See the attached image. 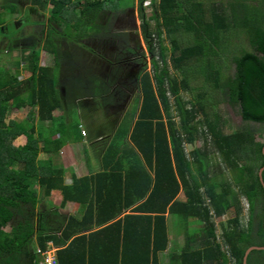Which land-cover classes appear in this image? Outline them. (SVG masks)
Segmentation results:
<instances>
[{"label":"trees","instance_id":"trees-1","mask_svg":"<svg viewBox=\"0 0 264 264\" xmlns=\"http://www.w3.org/2000/svg\"><path fill=\"white\" fill-rule=\"evenodd\" d=\"M0 1L11 14L20 12V0ZM121 1L34 3L44 10L51 4L50 21L60 28L75 22L73 27L84 31L88 24L96 35L111 30L110 15L121 10ZM143 1L142 32L153 57V72L140 77L139 111L129 115L115 142L110 143L103 159L106 170L75 180L72 185L65 184L64 170L55 165L52 156L40 159L38 155V151L48 150L56 134H60L56 140L59 146L72 139L75 130H79L76 137H82L78 125L66 127L62 123L52 133L44 126L46 122L57 126L60 120L65 121L54 112L70 99L60 91L66 87V80L55 76L57 69L40 64L37 46L44 41L43 31L23 40L6 38V47H0V59L4 52L26 54L24 67L30 74L21 81L19 69L11 75L5 65L0 66V264H38L37 249L46 251L49 243L61 248L57 251L60 264H107L111 258L120 264L121 253L126 260L142 258L148 263L153 259L157 264L159 254L170 242L167 214L177 217L186 232L194 223L200 226L199 231L188 235L186 249L178 259L181 264H242L249 248H264V188L259 178L264 167V0H160L152 6L154 29L146 20ZM31 9L23 13L30 12L31 16L35 11ZM23 19L22 24L29 16ZM104 19L106 23H102ZM5 23L0 13L2 37L9 32V27H1ZM51 28L45 40L52 39L57 45L53 54L61 70L62 60L70 52L68 45L84 39V35L72 36L64 30L54 36L52 30H57ZM164 33L170 40V59L177 74L168 66ZM246 44L248 49L243 48ZM228 50L234 65L232 75L220 61ZM199 78L201 85L194 87L193 79ZM195 90L198 93L191 100L183 99L184 92ZM108 91L99 86L95 93ZM221 102L237 110L246 124L243 128L225 131L227 122L216 111ZM25 107L32 109L28 124L1 119L9 111ZM37 118L41 123L35 126ZM48 129L50 134L46 135ZM22 135L26 144L16 146L15 140ZM201 140L202 148L186 152L187 145L195 146ZM120 147L131 149L130 169L125 175L121 172L123 162L117 159ZM215 166L219 172L211 174ZM54 190L62 195L61 208L76 202L81 215L67 216L54 204H41V199L50 201ZM181 193L184 199H179ZM242 200L248 206L246 227L241 224ZM132 206L131 214L115 221ZM230 211L235 217L218 236L215 220ZM106 224L115 232L102 233L117 237L116 247L101 245L100 232L83 234ZM131 234L135 242L132 247L137 248L133 255L126 243ZM121 236L125 237L123 245ZM126 260L122 264H130ZM171 261L174 263L175 258ZM246 264H264V251L250 253Z\"/></svg>","mask_w":264,"mask_h":264},{"label":"rangeland","instance_id":"rangeland-1","mask_svg":"<svg viewBox=\"0 0 264 264\" xmlns=\"http://www.w3.org/2000/svg\"><path fill=\"white\" fill-rule=\"evenodd\" d=\"M20 4V7H19V10L20 12H18L17 14H11V12H8L7 10H5L4 8L1 7V1H0V13L3 14V19L5 18V25L4 26H1L2 29L5 28L6 26L9 27V32L5 33V35L2 37L0 36V47H2L4 49V47H6L7 43H8V39L12 36H17L18 38H21L22 40L24 38H27L29 36H31L32 34H35V33H40L41 31H43V38H44V41L43 42H39L38 43V49H40V64L42 67H52L53 69H57L56 73H55V76H58L61 78L60 74V70H59V67H57L56 65V56L53 54V51L54 49L56 48L57 49V45L53 42V40H45L46 38V35H47V32L49 31V29H52L51 27L55 28L57 31L55 30H52L53 31V34H55L54 36H56V32H59V33H62L64 30L69 32L70 35L74 36V35H80L81 37H87V39L89 40V36L93 35L92 33V29H91V26H89L87 24V28L86 30L84 31H78L77 29H75L73 27V25H75V22H72L70 24H72V26H68V24H66V28L63 26H61L62 28H60L58 25H56L55 23L51 22L50 21V18H51V11H52V8L53 6L51 4H48L46 9H42L40 8L38 5H36L34 3V0H20L19 2ZM120 9L118 12H116L115 14H112L110 15V22L109 24L111 26H114V24L116 23L117 24V19L119 20L120 18L126 16V14L129 12V10H133L134 12L137 13V23L139 25V29H138V33L139 35L142 37L143 35V32H141L142 30V23H143V19H142V15H141V9H140V0H123L120 2ZM29 8H32L31 10L33 11V9H35L34 12H31L32 15L30 16V12H26V14H24L23 12L26 10V9H29ZM133 8V9H132ZM144 13L146 15V20L150 23L151 25V28L154 29L155 28V24L156 22L154 20L151 19L152 15H153V10L152 8H144ZM29 16V20L25 21L24 19H27ZM22 18H24V22L25 23H21V20ZM70 19L71 20H74L73 18V15H70ZM29 22V23H27ZM19 23V24H18ZM21 23V25H20ZM102 23H106V20L104 19L102 21ZM108 23V22H107ZM89 26V27H88ZM111 28V27H110ZM112 31H114L115 33L120 31L118 28L117 29H112ZM135 32V31H134ZM136 33V32H135ZM154 39L156 38L155 35H153ZM5 38V39H4ZM8 38V39H6ZM163 38H164V45L168 48V66L171 70V73H175L177 74V72L175 71L174 67H173V64H172V61L170 59V55H171V44H170V40H169V37L167 35V33H164L163 34ZM81 42L82 39H79L77 43H72L70 45H68V49L70 48L71 49H74L77 45H80L82 44ZM85 42V41H84ZM87 42V41H86ZM145 43V42H143ZM156 41H155V46H156V51H157V45H156ZM82 48V46H81ZM243 48H246L248 49L249 47L247 46V44L243 47ZM229 50L226 51L224 54H223V57L221 58V63L222 65L225 67V71L228 75H232L234 73V65L231 61V55H229ZM146 55H148L147 59L149 60L147 62V65H148V69H147V72L148 73H152L153 72V57L150 58L149 55L150 53L148 51H146ZM26 54H24L22 51H15V52H12V53H7V52H4V54L2 55V58L0 59V66H3L5 65L6 68H8L10 70V74H14L16 72L17 69H19L21 71V75H20V80L21 81H24L25 79H27L30 74L27 72V70H25V58ZM74 58V57H73ZM158 59V58H156ZM160 65H162V62L160 61ZM59 70V71H58ZM59 78V79H60ZM9 79V78H8ZM194 87H198L199 85H201V78H199L198 80L195 81V79H193V84H192ZM197 92V90H195V92L193 93H190V92H184L182 95L183 99L184 100H191L193 98V95H195ZM217 98V97H216ZM220 99V98H219ZM139 100V101H138ZM140 103H141V98H140V93H136L132 103H131V106H130V113L128 114L127 117H125V122H123V124L121 125V127L119 128V131L120 132L122 129V127L127 124V120H128V117L129 115H131L132 112H134L133 114H135L136 112L139 111V108H140ZM87 109V108H85ZM173 109L174 106H173ZM31 108L30 107H25V108H22V109H13L11 111L8 112V114H3L2 118L4 120L5 123H9L10 121H19V122H23V123H27L28 124V121H29V114L31 113ZM138 110V111H137ZM216 111L219 112V114H221L222 118L227 122L226 125H225V131L227 133H230V132H233L239 128H243V126H245V122L242 121V118L241 116L238 114L237 110L231 108L230 106H228L226 103H223L221 102V104H219V107L216 108ZM98 112H100V116L99 118L104 121L106 120L105 119V116L104 114L101 112V110H99ZM126 112V111H125ZM61 113V111H60ZM175 113V112H174ZM84 114H87V111H85ZM125 114V113H124ZM123 114V115H124ZM138 114V113H137ZM123 115L118 117V121L116 123V125L114 126L113 129L110 128H107V129H103L102 131L105 133L104 134V137H105V142H107L109 140V142H113L116 138V129H117V125L120 123V120L122 119ZM102 116V118H101ZM132 117V115H131ZM68 118L70 121L66 122V118H64L65 121L63 120H60V122L58 123L57 126H50V129L52 130L51 133L53 131H56V130H59L60 128V125H64L66 127L70 126V125H78V123L80 122L81 120V117L80 115L77 113L76 110H72V107L69 109V106H68ZM137 118V115L136 117H134L133 119L136 120ZM41 122L39 121V119L37 118L36 122H35V126L39 125ZM106 123V122H104ZM85 124H86V121H85ZM90 131V130H89ZM50 134L49 133V129L46 131V135ZM120 134V133H119ZM118 134V135H119ZM38 136V132L36 134V137ZM83 139H86L85 137ZM27 142V138L26 139H22V138H17L15 140V144L18 145V144H22V143H25L26 144ZM115 142V141H114ZM119 142V141H118ZM127 142L128 139H127ZM108 143V142H107ZM117 143V142H116ZM119 144V143H117ZM203 141H198L195 146H189L187 145L186 146V152L187 153H190L191 150L195 147V148H202L203 147ZM43 145V142L40 143V146ZM95 145V144H94ZM106 145V143H105ZM116 146V145H115ZM86 149V152H87V158L89 160L93 159V150L91 147L89 146H86L85 147ZM98 148L95 149L96 153H98ZM80 151L82 153H80L77 157V160L79 159H82V157H85V153H83V150H81L80 148ZM49 149L46 151V152H43V151H38V155H39V158L40 159H46L48 158L49 156ZM218 160V159H217ZM63 161V160H61ZM62 165V164H61ZM217 173L219 172L217 166H215L213 169H211V174L212 173ZM35 190H39L38 188H34ZM179 199H184L183 198V195L182 193L180 194L179 196ZM41 201H43L41 204L43 203H47V205H49L50 207H52L53 205V202H50L49 200L47 201L46 198L43 200L41 199ZM55 203V201H54ZM242 205H243V210H244V213L241 217V224L242 226L246 227V223H247V219H248V209H247V203L242 200L241 201ZM55 207H59V204L56 205ZM60 209V208H59ZM61 213L65 214L66 212L60 210ZM74 212V211H72ZM235 217V213L234 211H230L224 218L222 219H219V220H215L216 222V225H217V229H218V233L221 232L223 226H226L227 223L233 219ZM178 219L177 217L175 216H170L169 217V232L172 236V240H175L176 237H177V233H178ZM193 228H200V226H198L197 224H192ZM182 228V227H180ZM7 231L10 230V227H7L6 228ZM177 232V233H176ZM218 236H220V234H218ZM219 241L221 242V238L219 239Z\"/></svg>","mask_w":264,"mask_h":264},{"label":"crops","instance_id":"crops-1","mask_svg":"<svg viewBox=\"0 0 264 264\" xmlns=\"http://www.w3.org/2000/svg\"><path fill=\"white\" fill-rule=\"evenodd\" d=\"M135 16H137V13L135 12ZM87 37H84V39L82 40H86ZM83 41L82 44L77 45L74 48V53L79 54L78 55V62L75 63L73 61H70L69 63H67L68 58H64L62 60V69L60 70L61 74L60 76L63 77V79L66 80V87L62 88L60 87V91L62 92V94L67 97V99L70 101L68 102V104H64V107L62 109H57L54 112V116L55 117H61V118H66V121H70L68 118V106L69 109L71 107L72 110H76L77 113L80 115L81 120L78 123L79 129L82 132V130H85L87 132L86 136L80 137L78 135V137H76V133L79 134V130H75V134L72 137V139L66 141V144L63 145H58V141L60 140V134H56L53 137H51V143L48 146L49 151L51 152V154H49L50 156H52L53 159H55L56 164L59 168H62L64 170V180H65V184L66 185H72L73 183H75V180H81L82 178H91L93 176H95L98 173L103 172L105 169L104 163H103V159L104 156L106 154V151L110 145L111 142H109V140L107 142H105V137H104V132L103 131H98L100 129V127L105 126V124L109 121L106 119L104 121H102L99 116H100V112L96 111V112H92L90 114V110L88 109V106L86 105V102L88 101V99H96L97 97L99 98L101 94H96L93 91L88 92L86 87H87V77L89 76L88 74V70H90V60L91 57L94 55V53H92L89 50H92V48L87 47L85 42ZM69 42V41H68ZM82 46V48H81ZM86 48L87 51H84ZM70 49V48H69ZM72 50V49H71ZM67 63V64H66ZM79 65V66H78ZM46 67V66H45ZM89 68V69H88ZM83 71V72H82ZM98 79V78H97ZM85 90V94H80L79 91L80 90ZM70 97V98H69ZM72 99V100H71ZM133 101V100H132ZM128 107V109L126 110L125 114L123 115L122 119L120 120V123L117 125V129L116 132L119 131V128L121 127V125L123 124V122H125V117L128 116V114L131 112L130 111V106L131 103ZM87 108V109H85ZM61 111V113H60ZM85 111H87V114H84ZM87 115H90L88 117H86ZM90 117V118H89ZM136 117V115H135ZM102 118V116H101ZM91 122H94V125H89L88 121L91 120ZM137 119V118H136ZM86 121V124H85ZM106 122V123H104ZM135 122V120H134ZM134 122L131 126V131L133 129V125ZM44 126L46 128L51 126V123L46 122L44 124ZM90 130V131H89ZM98 131V132H97ZM130 131V134H131ZM86 139H83V138ZM19 138L22 139H26L25 135L20 136ZM57 139H59L58 141H56ZM128 141L130 142V135L128 136ZM106 143V145H105ZM95 144V145H94ZM16 145V144H15ZM25 145V143H20L16 146H23ZM132 145V143H131ZM86 146H89L92 148L93 150V159L89 160L87 158V152H86ZM43 147V145H42ZM133 147V145H132ZM83 150V153L86 152L85 157H82V159L77 160V157L80 153H82L80 151ZM98 148V153H96L95 149ZM121 149H119L121 151V153L117 156V159H120L123 163V167L121 168V172H123V174H127L129 172L130 166H129V150H131L129 147L128 149H125L126 147H120ZM59 150V151H58ZM63 160V161H61ZM62 164V165H61ZM111 168V167H110ZM109 170V169H108ZM110 171V170H109ZM117 173H120L117 171ZM61 200H62V195L60 193L59 190H54L52 192V195L50 197V202H53L54 207L56 205L61 204ZM55 201V203H54ZM60 208V210H62L63 212L65 211L67 216H80L81 212H80V205L76 202H68L65 206V208ZM133 208H135V206H132L131 208H129L127 211H124V213H122L120 216H118L116 218L115 221H117L119 218H123L126 214H131ZM59 210V211H60ZM74 211V212H72ZM96 213V211H95ZM96 216V215H95ZM172 215L167 214V223H168V232H169V217ZM114 221H111L109 224L113 223ZM106 225L103 226H94L91 230L84 232L83 234L86 235H90L92 233L95 232H100V236H99V243H101V245H106V246H111L114 247L115 245H118V241H117V237L115 236H104V232H115V231H110L113 230L112 227H109ZM115 229V228H114ZM191 231H185L184 228H180V226L178 227V233L176 234L177 237L175 240H172V236L169 232V245L168 248L159 254L158 256V263L157 264H181L180 262H178V259L180 260V256L184 253V250L186 249V241L188 240V235L193 234L194 231H199L200 228H193V226L188 228ZM187 229V230H188ZM102 231H104L102 233ZM137 231V230H135ZM130 232V231H129ZM123 233V231H122ZM132 233V232H131ZM221 235V232L218 233ZM124 236L120 237V241L122 242V245L124 244ZM72 240V239H71ZM70 240V241H71ZM69 241V242H70ZM134 241V234H131V236L126 237V243L129 246V249L131 251V254H135L137 252V248L136 247H132L135 245ZM69 244V243H67ZM131 244V245H129ZM134 244V245H133ZM141 244V242H140ZM50 247L52 248L51 251H53V253L57 256V251L60 250V247H57L55 245H53L52 243H49ZM116 247V246H115ZM113 251L114 249H112V254L113 255ZM138 252H141L140 250ZM123 253H121L120 255V264L124 263V257L122 256ZM172 258H175V262L173 263L171 261ZM127 261H130V264H153V259H151V262L148 263H144L143 259H134V258H128L127 257ZM114 260L113 258H111L110 260L106 261L107 264H114Z\"/></svg>","mask_w":264,"mask_h":264},{"label":"flooded vegetation","instance_id":"flooded-vegetation-1","mask_svg":"<svg viewBox=\"0 0 264 264\" xmlns=\"http://www.w3.org/2000/svg\"><path fill=\"white\" fill-rule=\"evenodd\" d=\"M133 10H129L126 16L117 19V24L111 26L113 30L118 28L120 31L116 33L112 30L102 31L90 36L89 40H85L86 46L92 50L86 48L84 51L88 49L94 53L90 60L89 68L91 69L88 70L86 89L88 92H95L99 86L109 89L107 94H101L99 98L88 99L86 102L90 114L101 110L106 119L109 120L98 131L107 129L109 126L113 129L120 114L122 116L125 113L136 93H140V77L148 69L147 62L149 60L146 51L150 53L149 57L152 58L148 42L143 35L141 37L138 33L139 25ZM74 52L71 53L70 50L66 54L67 63L70 61L78 62L79 54ZM88 116L90 115L86 117ZM91 121L92 119L88 123L92 126L94 122Z\"/></svg>","mask_w":264,"mask_h":264},{"label":"built area","instance_id":"built-area-1","mask_svg":"<svg viewBox=\"0 0 264 264\" xmlns=\"http://www.w3.org/2000/svg\"><path fill=\"white\" fill-rule=\"evenodd\" d=\"M160 0H144L143 7L144 8H152L154 3L159 2ZM82 135L86 136L87 132L82 130ZM36 253L40 257V261L38 264H60L57 256L51 251H42L41 249H37Z\"/></svg>","mask_w":264,"mask_h":264},{"label":"water","instance_id":"water-1","mask_svg":"<svg viewBox=\"0 0 264 264\" xmlns=\"http://www.w3.org/2000/svg\"><path fill=\"white\" fill-rule=\"evenodd\" d=\"M263 156H264V149H263ZM263 174H264V167L259 172L260 182H261V184H262V186L264 188ZM254 251H264V248H255V247L249 248L244 254V257H243V260H242V264H246L248 256L250 255V253H252Z\"/></svg>","mask_w":264,"mask_h":264},{"label":"clouds","instance_id":"clouds-1","mask_svg":"<svg viewBox=\"0 0 264 264\" xmlns=\"http://www.w3.org/2000/svg\"><path fill=\"white\" fill-rule=\"evenodd\" d=\"M247 209H248V207H247ZM50 246V245H49ZM52 250V248L50 247L49 249H47L46 251H51ZM51 252H53V251H51ZM58 258V257H57Z\"/></svg>","mask_w":264,"mask_h":264}]
</instances>
